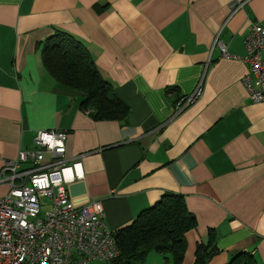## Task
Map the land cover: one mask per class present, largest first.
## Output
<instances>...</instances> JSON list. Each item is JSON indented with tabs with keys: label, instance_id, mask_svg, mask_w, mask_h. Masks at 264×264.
<instances>
[{
	"label": "crops",
	"instance_id": "crops-1",
	"mask_svg": "<svg viewBox=\"0 0 264 264\" xmlns=\"http://www.w3.org/2000/svg\"><path fill=\"white\" fill-rule=\"evenodd\" d=\"M251 22L264 27V0H0V170L37 131L64 132L65 158L80 157L83 171L69 198L100 202L109 230L174 194L195 219L178 264H194L209 238L205 264L241 253L264 264V104L241 84ZM58 30L84 45L125 119L94 120L80 108L84 93L47 72L41 49Z\"/></svg>",
	"mask_w": 264,
	"mask_h": 264
},
{
	"label": "built area",
	"instance_id": "built-area-1",
	"mask_svg": "<svg viewBox=\"0 0 264 264\" xmlns=\"http://www.w3.org/2000/svg\"><path fill=\"white\" fill-rule=\"evenodd\" d=\"M244 43L248 72L241 84L252 103L264 104V27L251 22ZM216 44L228 57L225 46ZM200 86L176 103L175 114L200 96ZM65 140L64 132L37 131L32 148L3 161L0 184L7 193L0 197V264L110 263L118 258L101 203L75 206L69 198L68 184L82 179L83 171L80 157L65 158ZM44 199L50 209L41 218Z\"/></svg>",
	"mask_w": 264,
	"mask_h": 264
},
{
	"label": "trees",
	"instance_id": "trees-1",
	"mask_svg": "<svg viewBox=\"0 0 264 264\" xmlns=\"http://www.w3.org/2000/svg\"><path fill=\"white\" fill-rule=\"evenodd\" d=\"M47 72L62 86L84 93L80 108L94 120H123L127 106L115 95L111 85L95 67L84 45L71 34L56 31L41 49ZM182 197L164 194L128 225L114 231L117 259L104 264H145L150 252L170 254L178 264L185 249L184 235L194 228ZM209 238L197 245L194 264H205L214 252ZM230 264H257L249 254L241 253Z\"/></svg>",
	"mask_w": 264,
	"mask_h": 264
},
{
	"label": "rangeland",
	"instance_id": "rangeland-1",
	"mask_svg": "<svg viewBox=\"0 0 264 264\" xmlns=\"http://www.w3.org/2000/svg\"><path fill=\"white\" fill-rule=\"evenodd\" d=\"M50 209V202L47 199L43 200L42 205L40 206V217L43 218L44 214ZM149 258L147 257L146 260H148Z\"/></svg>",
	"mask_w": 264,
	"mask_h": 264
}]
</instances>
